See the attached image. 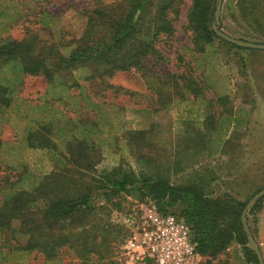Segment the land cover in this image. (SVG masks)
Here are the masks:
<instances>
[{
	"label": "rangeland",
	"instance_id": "1",
	"mask_svg": "<svg viewBox=\"0 0 264 264\" xmlns=\"http://www.w3.org/2000/svg\"><path fill=\"white\" fill-rule=\"evenodd\" d=\"M113 1L13 0L23 9L24 18L3 35L22 39L34 33L48 43L80 38L87 26L84 12L96 3ZM237 1L224 0L221 30L238 39L262 43L264 37L254 34L240 18ZM9 2L0 0L3 5ZM191 4L192 0H184L175 21V35L163 39L158 53L147 60L144 75L154 71L165 84L149 83L137 70L117 72L107 79L119 90L98 80L85 81L75 73L59 77L61 84L54 86L42 76L27 75L17 84L11 106L0 107V140L4 143L0 146V202L4 185L10 188L19 182L17 188H33L34 192L45 178L47 182L64 178L67 187L61 189L63 195L92 193L96 206L84 226L78 224V218L74 225L70 221L56 225L57 232L61 228L70 240L52 258L38 250L20 251L13 247L15 241L0 240L2 249L14 250L1 263L123 264L115 246L127 233L131 215L147 204L110 186L108 179L122 177L125 170L162 177L174 185L202 187L211 196L229 194L240 200L251 199L264 186V50L230 51L217 45V53L207 52L201 65L211 80V91L205 95L211 103L195 99L182 80L177 79L176 84L166 81L169 74L200 75L196 63L202 56L193 51L191 32L186 28ZM52 16L53 26L40 22ZM74 80L78 85L69 83ZM214 94L227 98L217 102ZM169 97L172 99L167 103ZM225 111L229 117L223 116ZM209 117H213L214 132ZM31 131L41 132V138L51 139V144L48 141V146L32 147L28 140ZM208 136L214 141L216 137L227 139L222 153L209 156ZM81 140L88 146L76 148L77 161L69 160L66 142ZM54 143L60 145L59 151ZM44 205L42 195H38L32 209L40 215ZM168 210L180 211L178 207ZM247 223L264 257V200L257 218L249 209ZM93 239L95 248L89 243ZM212 262L248 264L236 243Z\"/></svg>",
	"mask_w": 264,
	"mask_h": 264
},
{
	"label": "trees",
	"instance_id": "2",
	"mask_svg": "<svg viewBox=\"0 0 264 264\" xmlns=\"http://www.w3.org/2000/svg\"><path fill=\"white\" fill-rule=\"evenodd\" d=\"M9 1L8 4H0V107L11 106V98L17 84L27 75L42 76L49 85L54 86L57 82L61 84L59 77L75 73L85 81L93 83L98 80L108 87L119 90L118 87L109 84L107 79L117 72L131 70L146 74L147 60L158 53L159 43L175 35V21L180 17L184 4V0L99 2L84 12L87 26L80 38L66 39L61 43H48L34 33L22 39L3 35L24 18L23 9L16 6L13 0ZM216 5L217 0H192L186 15V28L191 32L193 51L203 58L196 63L200 75L193 77L182 72L169 74L166 80L172 84H176L177 79L182 80L187 91H190L195 99L204 100L205 103L213 102L206 101L205 97L206 93L211 91V80L205 72L207 69H203L201 65L206 61L205 54L210 51L217 53L219 50L217 45L220 48L227 47L230 51L249 50L232 44L215 33L212 25L215 22ZM237 9L240 18L251 27L254 34L264 37V0H238ZM40 22L46 27L55 24L53 16L52 19L43 17ZM145 77L149 83L162 81V84H165V81L160 79L162 77L158 78L154 71ZM69 83L72 86L78 85L75 80ZM214 97L217 102L227 98L222 94H214ZM171 99L169 97L166 102L169 103ZM223 116L229 117L230 114L225 111ZM212 118L209 117L208 124L214 132L215 129L210 123ZM41 134L38 131L30 132L28 140L32 147L48 146V141L51 144V139L41 138ZM213 138L207 137L209 156L222 153L227 140L216 137L214 141ZM85 142L87 141L81 140L76 144L66 142L64 150H68L69 160L77 161L74 152L76 148L88 146V142ZM3 144L0 140V146ZM52 146L60 150L58 143ZM61 151L64 153L62 149ZM65 168L69 170L66 165ZM50 180L47 182L45 178L34 192L31 190L33 188H17L19 182L10 188L4 185L1 188L3 197L0 202V240L15 241L13 247L23 252L38 250L47 259L55 256L58 249L70 240L61 228L60 232H57L56 225L68 221L74 225V222L77 223L75 219L78 218V224L84 226L96 210L92 193L63 195L61 189L66 190L67 187L64 178ZM108 180L115 191L125 192L139 202H152L162 213H173L182 218L188 224L197 243V249L203 257L202 264H212V259L217 258L234 243L241 246L248 264H259L256 253L249 247L248 234L242 222V213L250 199L240 200L229 194L211 196L204 193L202 187L174 185L162 177L137 175L127 170L122 177H112ZM263 188L264 186L259 188L253 196ZM38 195H42L45 201L40 215L32 209ZM263 200L264 197L252 206L250 215L257 218ZM168 207H178L180 211L170 212ZM17 221L18 226L15 227ZM94 223L97 229L98 222ZM129 234L127 229L125 236L117 241L115 246L117 252ZM119 235H116V238ZM95 239L89 241L92 248L96 247ZM21 240L25 243L21 244ZM90 244H86L85 247H89ZM13 251V249L5 251L0 247V261H5Z\"/></svg>",
	"mask_w": 264,
	"mask_h": 264
},
{
	"label": "built area",
	"instance_id": "3",
	"mask_svg": "<svg viewBox=\"0 0 264 264\" xmlns=\"http://www.w3.org/2000/svg\"><path fill=\"white\" fill-rule=\"evenodd\" d=\"M129 236L119 246L123 264H202L188 224L149 202L131 215Z\"/></svg>",
	"mask_w": 264,
	"mask_h": 264
},
{
	"label": "water",
	"instance_id": "4",
	"mask_svg": "<svg viewBox=\"0 0 264 264\" xmlns=\"http://www.w3.org/2000/svg\"><path fill=\"white\" fill-rule=\"evenodd\" d=\"M224 0H217V5H216V10H215V22L213 23L212 27L215 33L223 38L224 40L235 44L239 47L242 48H247V49H258V50H264V43H257L253 41H247V40H242L235 38L233 36H230L229 34L223 32L221 29H219V26L221 24V13H222V6H223ZM264 197V188L261 189L258 193H256L247 203L243 213H242V222L244 225V228L248 234V239H249V247L256 253L258 257L259 264H264V257L261 252L260 246L257 243V241L254 239L249 225L247 223V215L249 212V209L252 208V206L261 198Z\"/></svg>",
	"mask_w": 264,
	"mask_h": 264
}]
</instances>
